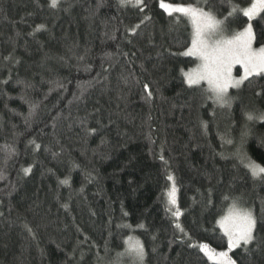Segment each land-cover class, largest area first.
Instances as JSON below:
<instances>
[{"label":"trees","instance_id":"trees-1","mask_svg":"<svg viewBox=\"0 0 264 264\" xmlns=\"http://www.w3.org/2000/svg\"><path fill=\"white\" fill-rule=\"evenodd\" d=\"M160 2L0 0V264H213L200 246L227 251L217 223L234 204L255 240L229 256L264 264V178L248 167H264V119L246 118L264 111V75L224 106L189 87L190 22ZM163 2L232 35L248 19L230 5L252 0ZM251 24L264 47V13Z\"/></svg>","mask_w":264,"mask_h":264},{"label":"snow or ice","instance_id":"snow-or-ice-1","mask_svg":"<svg viewBox=\"0 0 264 264\" xmlns=\"http://www.w3.org/2000/svg\"><path fill=\"white\" fill-rule=\"evenodd\" d=\"M59 0H49V6L56 8ZM123 4H134L139 6L141 0H122ZM161 9L169 14H180L192 22L193 33L191 46L181 55L194 57L199 63L195 69L184 72L185 82L189 87L199 86L201 82L207 84L206 92L211 93L209 99L214 103L224 106L230 102L229 89L239 88L250 76L264 75V47L254 48L255 35L252 25L249 23L242 31L232 35H226L223 21L217 19L212 12L192 5L172 4L161 2ZM229 15L242 14L249 21L264 13V0H252L250 6L239 8L236 4L230 5ZM235 65H239L243 74L239 78L232 75ZM147 91V85L145 86ZM248 120L264 119V114L259 117L253 113H246ZM248 167L253 177L264 178V167L249 162ZM172 181L173 177L168 176ZM176 187L173 183L169 193L168 202L175 206ZM179 217L180 213H174ZM239 223L233 227L221 224L224 235L227 237V251H212L209 255L208 245H201L200 250L208 256L213 264H235L229 252L240 248L242 245L247 250L248 246L255 240L253 234L256 220L250 211H241L235 217ZM127 243V242H126ZM129 252H135L139 259H143V246L136 242Z\"/></svg>","mask_w":264,"mask_h":264},{"label":"rangeland","instance_id":"rangeland-1","mask_svg":"<svg viewBox=\"0 0 264 264\" xmlns=\"http://www.w3.org/2000/svg\"><path fill=\"white\" fill-rule=\"evenodd\" d=\"M252 3V2H251ZM160 4H161V2L159 3V6H160ZM183 5H185V4H183ZM248 6H250V5H248ZM248 6H243L242 8H246V7H248ZM241 8V9H242ZM256 18V17H255ZM255 18H253V19H255ZM188 19V18H187ZM252 19V20H253ZM189 20V19H188ZM252 20L251 21H249L248 20V22L244 25V27H246L249 23H251L252 22ZM189 22H190V25H191V39H192V33H193V26H192V22L189 20ZM252 25V24H251ZM244 27H242L240 30H238V31H242L243 29H244ZM253 30V29H252ZM238 31H236V32H238ZM235 32V33H236ZM234 33V34H235ZM191 46V43H190V45H189V47ZM188 47V48H189ZM253 47L254 48H260V47H263V46H255L254 45V41H253ZM187 49H185L184 50V52L186 51ZM194 58V57H193ZM195 59V58H194ZM196 60V59H195ZM199 63V61H197L196 60V64H195V66H193L192 68H190V69H188L187 71H189V70H191V69H195L196 67H197V64ZM187 71H185V72H187ZM243 74V70L240 68V66L239 65H235L234 67H233V70H232V75H233V77H235V78H239V76L240 75H242ZM251 77V76H250ZM249 77V78H250ZM248 78V79H249ZM201 84H205L206 85V87H207V84L206 83H204V82H201ZM230 89H235V88H230ZM230 89H229V91H230ZM248 109V108H247ZM246 111H248V110H246ZM253 110H251V113H253V114H257V115H255V116H257V117H259L261 114H264V111L262 112V111H260V113H258V112H252ZM257 120H263V119H257ZM170 189H171V187L168 189V192H167V197H168V193H169V191H170ZM175 199H176V197H175ZM234 205H236L234 208H232L231 210H228V212L224 215V216H222L221 218H219V220H218V223H217V225H218V227L220 228V230L222 231V233L224 234V230H223V228L221 227V224H226L227 226H229V227H233V226H235L236 224H238L239 223V221L235 218L236 217V214L237 213H239V212H241V211H249L248 209H247V207L246 206H240V205H238V204H234ZM171 207L172 208H174V206H172L171 205ZM252 214V213H251ZM253 216V215H252ZM226 237V236H225ZM227 238V237H226ZM127 243L125 244L126 245V248H125V252L126 253H129V254H134V257L135 256H137L136 254H135V252H129L128 251V249L129 248H131L133 245H135L136 244V242H139V244L141 245V242L140 241H137V240H135L134 238H128L127 239V241H126ZM136 259H137V257H135Z\"/></svg>","mask_w":264,"mask_h":264}]
</instances>
